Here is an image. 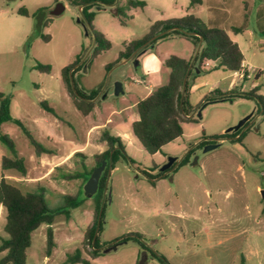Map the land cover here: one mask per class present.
Returning a JSON list of instances; mask_svg holds the SVG:
<instances>
[{"label":"rangeland","instance_id":"rangeland-1","mask_svg":"<svg viewBox=\"0 0 264 264\" xmlns=\"http://www.w3.org/2000/svg\"><path fill=\"white\" fill-rule=\"evenodd\" d=\"M142 1V8H125L127 0L81 5L71 0H0V93L9 98L10 115L49 150L36 154L17 124L2 122L0 132L14 141L26 173L1 168V157L10 152L0 142V178L4 175L23 191L42 188L50 208L62 205L64 196H75L78 202L66 206L69 216L58 213L50 225L42 223L31 232L25 264H81L67 260L76 249L91 264H162L151 251L166 264H264V119L249 121L238 134L226 131L254 109L262 111L253 95L240 96L251 91L264 96V34L254 32L251 13L249 26L236 34L229 31L249 65L248 73L239 70L244 73L240 80L232 71L216 67V62L203 63L212 70H192L182 134L153 154L132 133L136 103L168 81L167 57L176 55L191 62L198 43L171 33L143 52L137 49L126 58L119 56L125 44L144 37L158 20L192 14L204 26H214L209 23L216 14L212 6L229 12L227 23L238 26L244 3L251 12L252 0H200L193 5L191 0ZM117 8L122 13L116 14ZM89 13H93L91 27L110 41L108 49L95 54L92 30L85 29ZM37 62L49 64L50 71L35 69ZM72 64L77 87L87 93L97 91L95 108L88 115L74 106L62 80V69ZM118 82L122 91L115 94ZM223 89H232L230 96L219 97ZM219 98L227 100L212 101ZM104 130L119 136L127 157L108 167L101 193L87 196L84 177L66 176L94 167L95 156L107 148L101 139ZM236 134H242L241 138L231 140ZM204 139L224 143L205 150L206 144L198 145ZM231 142L247 147L248 157L237 161L224 153L223 147ZM189 151L187 161L179 163ZM171 157L178 163L157 176ZM98 204L100 253L91 258L84 233L95 220ZM4 214L0 205V242L7 237ZM48 226L54 245L47 256ZM126 237L137 238L144 250L134 239L102 250Z\"/></svg>","mask_w":264,"mask_h":264},{"label":"trees","instance_id":"trees-1","mask_svg":"<svg viewBox=\"0 0 264 264\" xmlns=\"http://www.w3.org/2000/svg\"><path fill=\"white\" fill-rule=\"evenodd\" d=\"M91 1L95 0H71V3L74 5H81ZM100 1L111 2L112 0ZM199 1L200 0H191L190 5H193ZM259 1H261L263 5H261L260 12L256 20V28L264 34V0ZM144 5L145 2L142 0H127L125 8H142ZM84 9L85 7H82V11H84ZM115 13L120 14L122 13V10L117 8ZM249 14V4L245 2L243 22L238 26H231L228 29L219 26L206 27L199 18L192 14H187L184 17L171 20H158L150 26L149 32L144 37L132 40L125 44L124 49L119 53V56L126 58L137 49H141V52H143L149 46H152L157 39L171 33H175L183 37L190 38L196 43L199 42V36L202 38L200 52L195 57L188 76L194 69L198 72L214 69H208L203 66V63L206 60L216 62V67H222L229 71L242 70L243 54L238 44L230 37L229 31L236 34L246 28L248 26ZM92 17L93 13L85 15V19L92 30L94 38L92 52L95 54L102 50L108 49L110 47V41L102 32L96 31L91 27ZM177 28L182 29L183 31H179ZM167 29L170 30L149 41L152 36ZM186 32H194L195 34H189ZM44 38L47 39V36H44ZM189 63L190 60L178 57L176 55L167 57L164 60V64L170 69L168 81L164 85L150 91L148 95L136 103L137 119L131 122L132 133L142 145V147L150 154L160 151L162 146L173 141L182 134L181 122L184 120L182 113H186L185 106L187 105V80L181 104L180 96L183 77ZM74 64L68 65L62 69V80L64 81L68 92L72 97L74 106L83 115H87L91 112L96 104L95 101L91 100L96 97L97 91L92 90L87 93L83 90H80L73 80L77 94L73 92L70 86L68 71L73 67ZM34 68L39 71H50L49 64H41L39 62L35 64ZM108 68L109 66H107V69ZM75 69L76 67L71 71L72 76ZM250 95H253L262 105L261 115L264 119V96L254 94L252 91L249 94H242L240 96L248 97ZM223 96L225 95H221L219 97ZM40 104L47 112L54 114L53 109L47 105L45 101H41ZM186 119L191 120L192 117ZM4 121H12L22 129L23 133L28 138L30 145L34 147L36 154L49 152V150L41 142L37 141L31 135V133L24 127L20 120L13 118L10 115L9 98L0 93V125ZM239 131L240 129L235 131V133H238ZM227 135L228 133L225 134V136ZM240 138L241 137L238 139ZM101 139L105 141L107 148L95 156L96 164L94 167H92L90 171L83 173L78 172L66 176H81L84 177V181H86L92 170L98 166L102 160H105L107 165L99 178L97 188V191L100 193L105 187V177L109 167L108 161L110 160L111 162L110 167H113L114 163L117 162L119 158L126 159L127 157L119 136L112 135L108 130H104L101 134ZM0 142L3 143L10 152V155H3L1 157V168L3 170L14 169L21 175H24L26 173L24 158L17 153L15 143L12 138L8 134L0 132ZM212 142L216 141L204 139L200 141L198 145L203 146ZM190 152L191 151L186 153L179 163L186 162ZM161 174L162 172L158 170L157 176ZM77 203L78 202L76 201L75 196H64V203L62 205H59L55 208H50L42 188L32 191H23L17 184L7 179L4 175H1L0 205L3 207L5 212L3 230L7 234V237L2 238L0 242V252H5L0 257V264H25L26 249L31 243V232L42 223L50 225L53 222L54 216L58 213H65L66 216H69V210L66 208V206L70 205L73 207L77 205ZM262 211L264 212V206ZM98 213L99 204L96 206L94 211L95 220L93 224L88 226L84 233V241L91 247L89 251V256L91 258H95L100 253V249H97L99 247L97 235L94 242L92 243V237L96 227ZM101 216L102 213L99 218H101ZM129 239L136 240V242H138V244L141 246L142 250H144L143 244H141L137 238H122L123 241H127ZM53 245L54 241L52 228L48 226L46 231V255L50 254V250ZM151 255L158 258L162 264H166L165 260L159 255H156L155 253H152ZM67 260L72 263L91 264L88 258L81 255L79 249H76L73 254L68 255Z\"/></svg>","mask_w":264,"mask_h":264},{"label":"water","instance_id":"water-1","mask_svg":"<svg viewBox=\"0 0 264 264\" xmlns=\"http://www.w3.org/2000/svg\"><path fill=\"white\" fill-rule=\"evenodd\" d=\"M79 21V18L77 19ZM87 26H89V24L87 23V25L85 26V29L87 28ZM171 29V28H170ZM170 29H167V30H164L154 36H152L150 40L168 32ZM177 30L179 31H183L182 29H179L177 28ZM186 33H189V34H195L194 32H186ZM86 34H87V31H86ZM93 42H94V38H93ZM201 43H202V38L201 36H199V42H198V46H197V49H196V52H195V55H194V58L192 59V61L189 63L188 65V68L185 72V75L183 77V81H182V90H181V96H180V104L182 102V98H183V94H184V91H185V86H186V80L188 78V74H189V71L192 67V63L195 59V57L197 56V54L200 52V47H201ZM71 70H69L68 74H69V80H70V86L73 90L74 93L77 94L76 92V89H75V86H74V81H73V77H72V74H71ZM196 72H198L196 70ZM122 91V87H121V83H116V86H115V94H118L119 92ZM93 100V99H92ZM224 100H227V98H220V99H216V100H213V102L215 101H224ZM231 101V99H229ZM205 104H207V102H204L202 106H205ZM252 112H250L249 114H247L246 116H244L243 118H241L237 124H235L234 126L232 127H229L226 131H237L239 129H242L245 127V125L249 122V121H252L253 118L252 117ZM197 115H200V111L198 110V113ZM191 116H187V118H190ZM250 123V122H249ZM212 141H218L217 139H212ZM218 145L217 142H212V143H208L206 144L205 146V150H209V149H212V148H215L216 146ZM182 159V157L178 160V162H180V160ZM177 158L176 157H171V158H168V160L162 165L159 167V171L162 172V174H165L167 171L171 170L177 163ZM105 164H106V161L105 160H102L100 162V164L98 166H96L92 172L90 173L89 177L87 178L85 184H84V192L87 196H91L93 193H95L97 191V188H98V182H99V178L101 176V173L105 167ZM108 166L110 168L111 166V162L110 160L108 161ZM161 174V175H162ZM105 188V187H104ZM100 212L101 210L99 211L98 213V219H97V225H96V228L94 230V234H93V237H92V243L94 242L95 240V237H96V233H97V229H98V225H99V215H100ZM122 242V238H119V239H116L114 241H112L111 243L108 244V246H106L104 249L102 250H107V249H110V248H115L116 244L117 243H120Z\"/></svg>","mask_w":264,"mask_h":264},{"label":"crops","instance_id":"crops-1","mask_svg":"<svg viewBox=\"0 0 264 264\" xmlns=\"http://www.w3.org/2000/svg\"><path fill=\"white\" fill-rule=\"evenodd\" d=\"M261 5H263V3H261V1H259V0H255V1H251V16H252V19L254 20V22H255V24H256V20H257V17H258V14H259V12H260V8H261ZM211 9H213V10H215V13L216 14H214V17H212L211 19H209V23L210 24H212V25H214V26H219V27H222V25L221 24H223V26L224 27H222V28H225V29H228V28H230L232 25H230V24H228L227 23V21L231 18V15H230V13L229 12H227L226 10H219V9H217L216 7H214V6H212L211 7ZM243 11H242V19H243V12H244V6H243ZM243 22V21H242ZM241 22V23H242ZM240 23V24H241ZM249 23V22H248ZM239 24V25H240ZM249 26V25H248ZM257 26V25H256ZM254 32H257V33H259V34H261V35H263V33L260 31V30H258L257 28H256V30L254 31ZM233 40V39H232ZM234 41V40H233ZM237 43V42H236ZM206 62L209 64V62H211V61H204V64L206 65ZM212 63V62H211ZM207 64V65H208ZM248 64H247V62L245 61V59H244V57H243V71L244 72H247V69H248ZM208 68V67H207ZM233 72V75L235 76V77H237L238 79H242V78H239L238 76H237V74H235V72L236 71H232ZM248 73V72H247ZM254 86V85H253ZM254 88H256V86H254ZM222 95H229V94H231L232 93V89H223L222 91H219ZM96 100V98H94L93 100H91V101H95ZM94 108H95V106H94ZM262 112V111H261ZM261 112L260 113H258V111H256V109H254L253 111H252V117L251 118H253V120H252V122L255 120V119H259L260 117H262V115H261ZM88 115V114H87ZM135 119H137V118H134L133 120H135ZM132 119H131V122L133 121ZM91 126L94 128H96V126L97 125H93V124H91ZM255 130H257L258 131V128H255ZM238 134V133H237ZM236 134V136L235 137H233V138H231V140H233V139H238L242 134H239V135H237ZM135 137V136H134ZM228 139V138H227ZM217 143H218V145L219 144H221V143H224V142H221V140H218V141H216ZM217 145V146H218ZM216 146V147H217ZM223 151H224V153H228V155H231V156H233V157H235V159L238 161V160H240V158L241 157H248V155H249V151H248V148L247 147H245V146H242V145H240V144H238L237 142H231L230 144H228V146H224L223 147ZM238 168H240V165H238ZM163 176V175H162ZM161 177V176H160ZM48 256V255H47Z\"/></svg>","mask_w":264,"mask_h":264},{"label":"built area","instance_id":"built-area-1","mask_svg":"<svg viewBox=\"0 0 264 264\" xmlns=\"http://www.w3.org/2000/svg\"><path fill=\"white\" fill-rule=\"evenodd\" d=\"M208 63L206 62V65H207ZM235 74H237V76L239 77V78H242L243 77V75H244V73L243 72H241V71H236L235 72ZM246 77H248V74L247 75H245Z\"/></svg>","mask_w":264,"mask_h":264},{"label":"flooded vegetation","instance_id":"flooded-vegetation-1","mask_svg":"<svg viewBox=\"0 0 264 264\" xmlns=\"http://www.w3.org/2000/svg\"><path fill=\"white\" fill-rule=\"evenodd\" d=\"M122 241H123V240H122ZM106 246H108V245H106ZM150 253L152 254V253H154V252L151 251Z\"/></svg>","mask_w":264,"mask_h":264}]
</instances>
